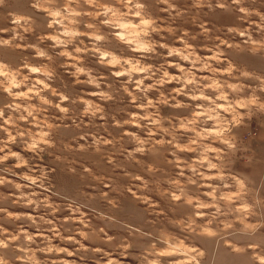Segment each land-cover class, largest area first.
<instances>
[{
    "label": "rangeland",
    "instance_id": "374dc122",
    "mask_svg": "<svg viewBox=\"0 0 264 264\" xmlns=\"http://www.w3.org/2000/svg\"><path fill=\"white\" fill-rule=\"evenodd\" d=\"M31 2L35 3L38 0H31ZM146 2L150 5L153 16L159 17L157 26L175 29L174 34L167 32L159 34L165 38L163 42L174 47L183 48V45L176 44L175 40L184 30L189 33L184 39L188 43L197 45V51L200 45L211 47L215 51V46L219 43L217 37L232 42L239 40L234 33L229 34L226 30L229 26H240V21L236 19L237 13L233 9L225 11L217 8V0H205V5L201 8L193 6L195 0H173L177 8L185 12L184 16L176 20L167 14L162 15L160 9L155 5V0H146ZM62 3L63 0H58L57 6ZM9 12L31 15L33 31L24 32L23 28H18L16 32H13L12 29L16 25L11 22L12 18L8 16ZM48 19L50 17L46 18L43 12L31 9L29 0H5L4 5L0 6V28L5 29L0 32V40L11 41L10 45L0 46V60L8 65L7 67L0 65V72L5 74L0 76V80L8 84L18 83L19 76L16 69L25 63L37 68L47 66L45 70L53 72L52 80L48 82L69 97V100L62 105V107L68 108L67 113H61L55 108H50L48 112L49 120L59 125L53 130L52 139L55 141V148H45L42 153H26L22 149L27 137L23 140L18 139L14 145L9 146L12 150H21V156L29 161V165L27 168H16L14 165L18 161L14 158L0 164V177L11 181V183L0 184V209L7 210V212L0 211V227L8 229L13 235L23 229L36 236L34 243L24 241L21 236L20 243L24 247L42 249L60 247L67 251L60 253L55 251L51 253L36 252L32 259L24 262L13 261V264H53V262L56 264H108L110 260L113 261V264H148L150 260H159V264H176V261L182 257L156 256L150 255L149 252L154 251L152 249L154 246L159 251L170 250L173 253L183 252L186 254L187 248L181 247L182 243H186L182 237L186 233L182 232L189 231L183 227L189 222L201 226L203 235L201 237L193 236L191 240L199 242L205 249L203 264H259V261L252 256V249L247 246L259 244L260 247L256 251L264 255V226L258 227L256 230H249L243 225H232L231 219L226 220L221 216L222 212L229 214L232 212L230 202L233 196L231 191L220 190L216 186L219 185L223 188L224 183H231L233 184L231 190L235 191L236 186L240 185L239 180L209 181L213 185L211 188L186 186L181 194L185 199L198 201V206L194 208L191 204L180 202L174 204L165 194V188L176 190L173 185L165 183V179L172 178L175 173L170 170L171 166L167 171L162 168L158 176L151 178L147 190L140 193V195L152 196L154 201L158 200L153 207H149L132 196L128 189L132 187L133 183L138 186V182H134L132 177L144 174L149 162L164 163V149L146 153V159H141L139 163L135 161V156L139 154L134 153L126 160L118 161L117 169L103 167L98 162L106 151L113 150L117 156L121 153L127 155V152L140 146L135 137H123L122 129L114 127V120L123 122L129 119V112L138 111L130 103L131 98L125 94L124 88H134V82L140 76L130 73L132 83H128V76L113 77L111 75L113 69L99 63V53L92 51L76 53L75 49L77 47L91 48L93 43H96V46L104 51L131 60L133 65L138 59L141 64L151 62L154 64L153 71H156V68L163 63L159 53L164 50L158 49L157 54L130 51L134 47H142L152 39L151 37L135 36L134 30L131 28H126L123 31L126 39L134 41L133 44L118 41L111 35V28L103 27L99 34L105 35L106 39L94 42L87 37H74L78 31H93L85 29L83 23L79 24V18L68 25L67 21L55 17L57 22L51 29L47 27ZM205 22L210 29L206 35L201 34L199 28V25ZM62 25L67 26L62 27ZM64 31H67L69 35L61 37V41L65 43L60 47H53V41L44 40L42 42L39 39L42 35H55ZM14 36L16 39H13ZM20 36H23L24 39L21 40ZM193 37L195 39H192ZM81 40L84 41L83 44L80 43ZM17 44H35L52 59L37 58L34 49L14 47ZM65 50L72 52L73 55H79L82 62L61 56L60 53ZM184 54L187 55V53ZM199 54L203 56L212 53ZM227 55L238 68L250 73V77L246 79L251 88H259L260 80L257 77L264 76V52L252 54L247 49L233 48L227 52ZM141 57L149 59H141ZM173 59L180 60L179 57H173ZM189 59H195V57L192 56ZM73 63H76V67H71ZM180 63L185 68L191 66L188 61H180ZM63 65H67V67ZM123 67L128 68L130 65L125 64ZM77 68H84L90 72V77L73 75ZM163 71L164 69H161L157 72L154 79H158ZM24 74H27V69L24 70ZM177 74L183 75V73ZM36 78L47 80L40 73L32 74L31 80ZM90 79L99 83L100 87L97 88L94 83H89ZM145 83H150V81ZM23 90V88L13 89L14 92ZM163 90L167 91V86ZM99 92L108 93L112 99L107 100L105 97L92 95V93ZM153 95L152 92L136 93L137 103H146L145 97ZM49 98L54 102L59 99L58 97ZM10 102L11 98L0 92V107ZM16 103L25 104L26 102L16 101ZM31 103L39 105L38 99L35 98ZM89 104L93 107L85 114V109ZM96 105H99L102 111L92 115ZM182 111L181 109L168 110L169 114ZM21 114L24 113L5 109V117L12 115L15 118ZM101 116L104 119H101ZM33 131H38V129H33ZM260 132L261 129L257 127L251 130L248 133V139L244 140L242 137L245 135V130H240L236 141L238 151L251 147L255 159L250 172L234 171L232 160L235 157L231 156L225 158L223 167L226 173L231 172L248 186L246 199L255 205L257 213L253 220L264 224V137L260 136ZM89 133L90 136L93 135L97 139H113L115 148L113 149L112 145L106 148L101 143L98 151H94L96 146L89 137V146H86V151L81 153L74 150L73 145L79 140V136ZM137 135L143 138L142 131L138 130ZM6 139V134L0 132V140ZM178 139L181 138L178 137ZM81 158L96 164L93 172H85L79 166L78 160ZM120 168L124 170L121 171ZM100 172H103L105 176L113 177L111 188L103 187L101 180L105 177L98 178L95 175ZM25 174L38 176L39 179L33 184L30 180L23 179ZM111 177H107V179L110 180ZM17 184L22 187L18 189ZM205 193L209 195H205ZM28 200H32L34 203L29 204ZM46 204L53 205L57 211L53 212V208L47 207ZM8 212L13 215L9 217ZM197 212L200 214L197 215ZM193 216H195L194 221H192ZM53 229L60 235L57 236ZM81 232L86 234V238L80 235ZM67 237L73 239L69 240ZM125 243H130L131 247L125 250L121 247ZM9 255L21 254L9 253Z\"/></svg>",
    "mask_w": 264,
    "mask_h": 264
},
{
    "label": "clouds",
    "instance_id": "9594fccd",
    "mask_svg": "<svg viewBox=\"0 0 264 264\" xmlns=\"http://www.w3.org/2000/svg\"><path fill=\"white\" fill-rule=\"evenodd\" d=\"M5 0H0V6H3ZM58 0H38L31 2L29 7L35 9L36 12H43L48 19L47 27L53 28L57 22L55 17H60L63 21H67L68 25L72 24L76 18H79V24L83 23L85 29L93 31H78L74 37H87L94 42L104 41L105 35L99 34L101 27L111 28V35L125 44H133L134 41L126 39L124 29L131 28L134 30L135 36L151 37L149 43L142 47H134L130 49L137 53H153L157 54V50H164L159 53L163 59V63L153 71L154 64H141L140 59L133 65L131 60L116 56L114 53L104 51L93 43L91 48L77 47L76 53H87L89 51L99 53V63L113 69L111 75L113 77L128 76V83H132L130 73H136L140 76L135 80L134 88H124L125 94L130 97V103L135 106L138 111L128 113L129 119L123 122L114 120V127L122 129V136H133L140 145L132 151L127 152V155L121 153L117 156L113 150L106 151L100 158L99 164L103 167L117 169L118 161L126 160L128 156H135L136 163L141 159H146V153L165 150L164 163L149 162L146 166L144 174H137L132 177L134 182L128 192L142 204L153 207L158 200L153 199L150 195H140L145 192L149 186L152 177L160 174L161 169L170 170L175 173L172 178H166L165 183L171 184L176 190H168L165 188V194L168 195L171 201L191 204L194 208L198 206V201L195 199H185L181 194L186 186L213 187L209 181L239 180V187L232 191L233 184L224 183L223 188L219 185L220 190H229L232 192V200L230 207L232 212H222L226 220L231 219L232 225H243L246 229L256 230L258 227L264 226L260 221H254L253 217L257 215L255 205L249 203L246 199L248 195V186L231 172L226 173L223 167L225 158L235 157L232 160V169L241 173L251 171L253 160L251 147L237 150V138L240 130H245V135L242 139H248V133L251 130L259 127L261 129L260 136L264 137V76L257 77L260 80L259 88H251L246 78L250 77V73L246 70H241L228 57L227 52L233 48L247 49L252 54L264 52V0H217L216 7L228 11L233 9L236 13V19L240 21V26L227 27L229 34H235L239 38L238 41L232 42L227 39H220L215 46V51L211 47L200 45L197 51V45L188 43L184 37L189 35L187 30L176 37L175 43L183 45V48L174 47L163 42L164 37L159 35L167 32L174 34L175 29L172 27H160L158 25L159 17H154L150 11V5L146 0H63L62 5L57 6ZM259 4L260 6H255ZM155 5L160 9L161 14H167L176 20L185 15V12L179 10L173 0H155ZM205 0H195L194 7H204ZM210 6V5H209ZM75 9V10H73ZM174 14V15H173ZM11 22L16 25L12 29L16 32L18 28H23L24 32L33 31L31 24L33 17L27 14L17 12H9ZM83 18H87L86 20ZM136 22L133 23L132 21ZM23 21V23H21ZM67 25H62L66 27ZM201 34L206 35L210 32L207 22L199 25ZM118 29V30H117ZM5 29L0 28V32ZM68 32H59L58 34L42 35L39 39L53 41V47H60L64 44L61 37H68ZM13 39H16L14 36ZM23 40L24 37L20 36ZM192 39H195L193 37ZM60 42V43H58ZM71 42V41H68ZM84 43L83 40L80 42ZM9 40H0V46L10 45ZM16 48H32L36 52L37 58L51 60L52 57L45 51L41 50L35 44L22 45L17 44ZM184 53H187L185 55ZM199 53H212L211 55L201 56ZM61 56L67 57L76 62H82L79 55H73L67 50L60 53ZM194 56L195 59H189ZM179 57L180 60L173 59ZM141 59H149L141 57ZM180 61H188L190 67L185 68ZM130 65L125 68L123 65ZM0 65L7 67L8 65L0 60ZM199 65V67H198ZM67 67V65H63ZM47 66H45L46 68ZM71 67H76L73 63ZM45 68H37L31 64H22L16 69L19 76L18 83H5L0 80V92L7 94L11 98L10 103L0 107V132L6 134V140H0V164H4L9 159H16L18 163L14 165L16 168L29 165V161L21 156V150H12L9 146L14 145L18 139L23 140L27 137L22 151L30 154L42 153L45 148H55V141L52 139L53 130L59 125L49 120L48 112L50 108H55L61 113H67V107H62L69 97L58 91L57 88L48 81L52 80L53 72L46 71ZM27 69V74L24 70ZM118 69V70H116ZM164 69L163 74L158 78L157 72ZM40 73L45 79L36 78L31 80L32 74ZM150 73V74H148ZM177 73H183L178 75ZM0 72V76H4ZM73 75L79 77L81 75L89 76L90 72L84 68H77ZM150 81V83H145ZM89 83H94L97 88L99 83L90 79ZM167 86L168 90H163ZM23 88V91L14 92L13 89ZM144 92L154 93L153 96H146V103H137L136 93ZM47 95H44V94ZM92 95L105 97L111 100L112 97L106 92L92 93ZM49 97H58V101L54 102ZM38 99L39 105L31 103L33 99ZM16 101H25V104L16 103ZM85 103H87L85 101ZM46 106V107H45ZM91 104L85 109V114L92 108ZM5 109L14 111H22L18 117L8 115L5 117ZM170 109H181L180 113L172 112ZM102 108L99 105L95 106V111L101 112ZM144 113V114H141ZM101 119H104L101 116ZM130 126V127H129ZM38 129V131H33ZM142 131L143 138L137 135V131ZM91 137L95 144L94 151H98L99 145L102 143L106 148L109 145L115 148V142L111 138L97 139L89 134H81L79 140L73 145L74 150L83 153L86 151V146H89L88 141ZM181 138V139H178ZM182 140V142H181ZM198 154V155H197ZM79 166L85 172H93L96 167L95 163L89 162L86 159L78 160ZM123 171V168H120ZM34 171V169H32ZM43 174V173H42ZM100 177H105L101 182L105 189L111 188V176H105L103 172L95 173ZM111 177V179H107ZM23 179L30 180L33 184L39 179L38 176L25 174ZM11 183L4 177H0V184ZM19 189L22 187L17 184ZM35 195V193H34ZM205 195H209L205 193ZM28 203H34L28 200ZM258 203V202H257ZM47 207L53 208V212L57 211L51 204H46ZM118 206V205H117ZM0 211L7 212L6 209ZM197 215L200 213L197 212ZM11 217L13 213L8 212ZM230 217V218H229ZM43 219V217H41ZM195 220L193 216L192 221ZM50 223V221H48ZM83 222V221H81ZM202 224L205 222H201ZM232 225H229L230 227ZM87 227V225H85ZM189 231L182 236L186 243H182L181 247L187 248V253L176 252L170 250L159 251L156 247H152L154 251L149 252L150 255L163 256L175 255L182 257L176 261V264H203L205 260V249L199 242H193L191 237H201L203 232L201 226L194 222H189L183 226ZM56 235L59 232L53 229ZM81 236L86 234L81 232ZM21 236L24 241L34 243L36 236L27 233L21 229L14 235L8 229L0 227V264H13L15 262H24L32 259L36 252L56 253L66 252L67 249L60 247L48 248H28L21 243ZM71 240L72 237H67ZM110 239V237H109ZM167 243V242H165ZM125 250L131 247L130 243L121 245ZM248 248L252 249L253 258L259 261V264H264V255L256 251L260 247L259 244H249ZM9 253H20L21 255H9ZM71 255V253H69ZM56 264V262H53ZM108 264H113L109 261ZM148 264H159V260H150Z\"/></svg>",
    "mask_w": 264,
    "mask_h": 264
}]
</instances>
